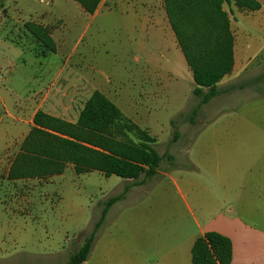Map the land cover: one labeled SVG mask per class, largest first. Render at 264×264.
<instances>
[{
    "label": "rangeland",
    "instance_id": "1",
    "mask_svg": "<svg viewBox=\"0 0 264 264\" xmlns=\"http://www.w3.org/2000/svg\"><path fill=\"white\" fill-rule=\"evenodd\" d=\"M43 1L5 0L6 11H0V264H67L84 245L94 223L101 216L103 204L122 194L127 187L125 180L117 176L107 178L96 171L78 175L72 165L62 175L54 177L26 181L7 178L8 169L10 171L34 125L30 120L40 102L35 105L31 98L36 99L34 95L38 91L40 96L50 91L56 95L58 90L63 89L61 67L68 53L77 47L83 33V28H80L72 35H66L64 47L57 39V51L45 55L44 49L25 28L29 22L17 20L35 18V7L49 11L53 6L52 0ZM262 1L263 9L254 16L240 13L234 6H225L232 18L237 58L244 63L250 57V65L244 71L237 70L230 81L221 86V97L213 98L202 107L194 122L190 120V113L200 99L189 89L184 92L166 90L171 97L170 102L145 103L140 99L144 82L140 79L132 82L131 75L137 70L129 74L125 67L127 65L128 70L130 65L122 60L123 53L114 51L119 44H125L127 35V24H124L120 14L119 18L98 19L89 28L90 34L96 28L103 30L96 53L107 55L112 62L101 64L98 60H87L82 65L83 69L97 77L110 78L122 90L131 91L137 97L136 104L149 107L151 114L145 119L150 122L157 119L159 122L152 126V130L158 132V152L162 157L160 168L177 179L184 193L187 191L180 181L182 175L205 181V175L210 174L198 176L191 169L190 163L194 160L202 163L203 159H212L215 163L222 159L254 157L253 143L260 137L254 129L259 127L264 131ZM58 26L61 35L62 24ZM47 29L51 33V28ZM120 49L124 50L123 47ZM79 50L82 51L83 46ZM163 58L166 59V55ZM90 94L89 88H86L85 94H78L76 88L75 94L70 97L74 102L64 103L63 110H59L60 115L56 117L75 123ZM61 95L58 92L55 98H64ZM182 110L184 113H181ZM139 112L144 113L142 107ZM172 120L175 121V129L170 123ZM201 131L204 133L198 146L188 158L186 152ZM175 132L181 135L177 142L172 140ZM206 138L210 144L200 148ZM239 143L245 146L239 147ZM170 154L175 157L173 162L168 159ZM162 185L173 191L167 178L155 177L148 182L153 191ZM150 202L152 195L142 189L131 201L115 206L109 217L110 224L105 223L104 230L98 234L96 248L83 264H118L114 260L117 257V223L133 209L136 212L146 210Z\"/></svg>",
    "mask_w": 264,
    "mask_h": 264
},
{
    "label": "crops",
    "instance_id": "2",
    "mask_svg": "<svg viewBox=\"0 0 264 264\" xmlns=\"http://www.w3.org/2000/svg\"><path fill=\"white\" fill-rule=\"evenodd\" d=\"M257 1L261 4L259 11L237 10L254 16L263 9V1ZM52 5L49 11L35 7L36 17L33 19L17 20L50 27L51 37L57 44V48H59L57 39L61 40L64 47L66 35H72L80 28H83V33L79 37L77 47L68 53L61 67L63 89L58 90L56 95L50 91L40 96L38 91L34 95L36 99L31 98L35 101V105L40 103L30 123L40 110L59 116V110H63L64 103L74 102L70 97L75 94L76 88L78 94H85L86 88H89L91 89L89 98L94 91L101 92L126 116L157 138L158 151V132L152 130V126L159 122L157 119L153 122L145 119L151 114L149 107L146 104H136L137 97L131 91L122 90L120 86L114 85L110 78H101L85 72L86 68L84 70L82 65L87 60L91 62L98 60L101 64L112 62L107 55L96 53L97 46L100 45L103 37V30L96 28L90 34L89 28L98 19L103 21L112 16L119 18L120 14L124 24H127V35L125 44H119L114 51L123 53L122 60L130 65L128 70L127 65L125 67L126 71H130L129 74L132 70H137V73L133 71L131 75L132 82L138 79L144 82V87L142 86L139 94L140 99L145 103L160 100L170 102L171 97L166 90L172 89L179 92L189 89L188 91L193 94L195 89L193 75L169 22L164 0H103L94 15L88 14L75 0H52ZM230 19L233 31L232 18ZM59 23L62 24L61 35ZM53 27L55 29H52ZM56 34L60 37L56 38ZM80 46H83L82 51L79 50ZM164 55L166 59L163 58ZM249 65L250 57L244 63L238 60L235 38V66L233 72L218 84L217 89L222 93L217 97L223 94L221 86L229 82L237 70L244 71ZM70 67L71 72H69ZM58 92H61L64 98L56 99ZM204 106L207 104L202 107ZM141 107L144 113L139 112ZM183 111L181 113H184ZM172 122L173 120L170 123ZM254 132L260 137L253 143V158L249 156L248 159H222L215 163L212 159H203L201 160L203 164L197 159L191 162V169L198 176L210 174L205 175V181L182 175L180 181L185 186L186 193L180 188L177 179L161 168L159 175L155 177L167 178L172 184L173 191L166 189L163 185L157 188V191L150 190L148 182L155 177L144 180L142 184H134L133 180L124 179L129 190L125 198L109 210L108 224H110L109 217L112 209L122 202L131 201L139 190L143 189L146 194H151L152 202L146 210L136 212L133 209L132 213H128L120 223H117V248L113 249V252L115 250L117 254L115 263L192 264V248L196 240L208 232H216L232 242L231 264H264V131L258 127L254 129ZM202 133L204 131L196 135L197 137L188 148L186 152L188 158L198 146ZM209 144L206 138L202 141L200 148L207 147ZM242 146L245 145L239 143V147ZM170 155L173 156V154ZM174 160L173 156L172 162ZM97 241L93 249L96 248Z\"/></svg>",
    "mask_w": 264,
    "mask_h": 264
},
{
    "label": "trees",
    "instance_id": "3",
    "mask_svg": "<svg viewBox=\"0 0 264 264\" xmlns=\"http://www.w3.org/2000/svg\"><path fill=\"white\" fill-rule=\"evenodd\" d=\"M4 1H0V11H6ZM75 1L88 14L94 15L103 0ZM164 5L193 75V94L200 99L190 113V120L194 122L202 106L222 93L217 86L235 66V35L225 6H234L242 12H256L261 9V4L257 0H164ZM25 28L44 49L45 55L57 51L47 27L29 22ZM33 124L12 163L9 180L58 176L69 165L78 175L96 171L106 177L133 180L134 184H142L159 175L162 157L156 149L157 138L99 91L92 93L75 123L40 110L34 116ZM171 124L175 129V121ZM180 136L175 132L173 142ZM168 159L172 161L173 156L168 155ZM128 190L127 186L121 195L103 204L99 220L67 264L88 261L98 234L107 222L109 210L125 198ZM232 259L231 240L216 232L199 237L192 248V264H231Z\"/></svg>",
    "mask_w": 264,
    "mask_h": 264
}]
</instances>
